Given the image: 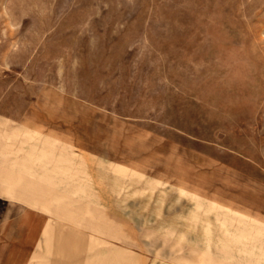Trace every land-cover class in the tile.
I'll use <instances>...</instances> for the list:
<instances>
[{"label":"rangeland","instance_id":"1","mask_svg":"<svg viewBox=\"0 0 264 264\" xmlns=\"http://www.w3.org/2000/svg\"><path fill=\"white\" fill-rule=\"evenodd\" d=\"M0 132L10 157L104 162L120 217L73 197L74 227L108 264H264V0H0ZM6 176H34L0 155V264H21L17 219L65 217L51 207L73 195ZM177 217L210 235L169 234Z\"/></svg>","mask_w":264,"mask_h":264},{"label":"crops","instance_id":"2","mask_svg":"<svg viewBox=\"0 0 264 264\" xmlns=\"http://www.w3.org/2000/svg\"><path fill=\"white\" fill-rule=\"evenodd\" d=\"M0 135L1 138L11 137L12 133L0 132ZM29 138L32 137L30 135L22 137L25 142ZM48 142L49 139L46 138L43 143ZM32 144H21V154L15 158L10 157L12 151L8 145L4 147L0 145V155L5 161L16 164L20 171L34 176V180L6 176L2 178L3 181L18 182L21 184L23 192L36 188L34 184H42L64 189L73 196L66 204L58 203L57 195L46 197L48 202L57 200L51 209L54 208V211L61 212L65 217H37L38 215L26 211L20 219H17L22 223L23 231L26 232L24 237L19 239L17 245L18 251H16L17 254L15 253L17 260L21 264H108L104 261V247L98 243L97 233L74 227V224L79 221V217L88 215L83 211L82 203L75 205L74 198L89 201L99 207L98 211L91 214L92 217H120L119 189L112 182L104 180L102 172L104 162L87 155L76 157L67 151L60 153V156L57 153L50 155L48 150ZM12 180L14 181L12 182ZM164 220L167 221L165 218ZM195 220L198 221L199 232L207 236L210 235L209 222L205 219L200 220L198 217H177L175 221L172 219L167 232L169 234L176 233L175 223L179 222L184 223L185 228L191 230V223ZM245 226L241 222L234 230H244ZM200 228H204V230ZM184 231L186 230L183 228L178 235ZM228 232L231 233V231ZM163 233L165 232L163 231ZM224 235H219L223 243L236 241L232 236ZM204 239L206 238L204 237ZM22 243L28 246L22 248ZM230 248L231 245H228L223 251L229 254ZM46 257L48 260L43 262L42 259ZM253 262L258 263L257 260H253ZM112 264H118L116 256H114Z\"/></svg>","mask_w":264,"mask_h":264}]
</instances>
